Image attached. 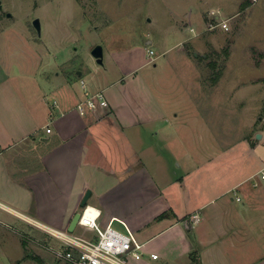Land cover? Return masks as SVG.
Wrapping results in <instances>:
<instances>
[{"label":"rangeland","instance_id":"374dc122","mask_svg":"<svg viewBox=\"0 0 264 264\" xmlns=\"http://www.w3.org/2000/svg\"><path fill=\"white\" fill-rule=\"evenodd\" d=\"M0 3V97L12 96L41 116V97L47 85L81 69L83 76L95 79L103 76L109 83L131 77L136 92L143 91L144 83L162 99L169 112L178 114L179 119L168 127V134L151 136V127H140L139 143L135 141L140 156L139 179L117 185L106 195V203L116 207L124 201L126 206L131 205L128 197L135 196L137 193L133 192L139 191L138 188L146 187L148 179L161 188L192 176H201L203 182L228 184L251 174L264 159V139L256 146V159H247L244 154V145L258 143L262 136L256 135L264 132V0H0ZM34 18L39 20L40 34L33 26ZM222 19L227 21V30L218 25ZM191 35L195 36L186 44L176 43ZM96 44L102 45V64L91 55ZM149 50L153 52L150 55ZM68 81L79 89L77 76ZM52 96L44 94V102L51 103ZM71 112L78 113L76 108ZM118 143L105 142L104 146L119 153L120 137ZM89 144L93 156L100 159L96 144L92 141ZM236 144L238 151L234 149ZM27 145L30 146L29 139L18 146L16 163L29 167L34 161L30 162L27 153H21ZM203 157L206 161L211 159L209 168L203 166ZM62 161L66 163L64 166L54 165L55 168L47 170L45 180L78 183L81 177L68 167V155ZM123 162L121 157L114 161L119 166ZM78 174L81 176V172ZM86 178L85 190L88 186L93 190L95 186L88 202L98 205L96 188L106 187L104 179L100 178L97 185L99 177L93 168ZM250 181H254L253 177ZM50 192L48 184H44L45 199ZM80 209L78 205L76 210ZM113 227L123 231L117 223ZM29 228L26 222L0 210V264L50 262V249L43 246V239L51 236ZM74 232L88 235L79 226ZM42 251L45 256L40 255Z\"/></svg>","mask_w":264,"mask_h":264},{"label":"crops","instance_id":"0c3cea01","mask_svg":"<svg viewBox=\"0 0 264 264\" xmlns=\"http://www.w3.org/2000/svg\"><path fill=\"white\" fill-rule=\"evenodd\" d=\"M189 29L193 31L191 26ZM194 36L176 43L184 45ZM182 54L186 55L184 50ZM72 71L74 74L66 73L61 81L47 85L41 97V116H36L30 107L12 96L0 97V204L10 209L12 214L0 210L20 222H26L31 226L29 229L40 232V235L47 232L43 227L29 223L27 218L39 225L67 231L85 191L90 189V197L93 195L95 186L93 190L89 186L85 190L88 185L86 177L93 168L99 177L96 184L103 177L106 187L96 188L100 204L87 203L100 210L101 225L113 220L112 224L123 227L118 220L124 221L136 239L143 243L142 259L131 261L132 264H192V257L198 260V264H264V183L250 181L264 165V159L251 174L223 185L221 181L203 182L201 176H192L182 177L178 182L161 188L148 179L150 183L143 188L144 191L140 188L139 191H131L137 193L128 197L131 205L126 206L124 201L116 207L110 205L105 202V197L118 188L117 185L139 179L140 156L135 141L137 139L139 143L140 127H151L149 134L158 137L168 134V127L174 126L179 116L169 112L162 105V99L157 98L144 83L143 91H134L131 77L109 83L106 78L102 79L103 76L95 79L83 76L81 69ZM74 75L79 80L83 79L90 91L103 90L108 108L83 116L71 112L83 98L81 86L77 89L68 81ZM46 93H52L51 103L44 102ZM46 127L50 128L49 132ZM114 134L117 140L112 138ZM260 135L258 143L244 145L247 159L257 158L256 146L264 139V132L261 131ZM119 137L120 151L114 153L105 142L119 145ZM26 139L30 140V146L22 148L21 153H27L30 162L34 161L29 167L16 163L18 146ZM90 141L96 144L100 159L93 156ZM123 141L125 145H122ZM126 146L128 148L124 150ZM236 146L234 149L238 151ZM57 152L60 155H55ZM67 155V165L81 177L80 181H46L44 175L47 170L64 166L66 163L62 158ZM120 157L124 160L121 166L114 163ZM55 158L57 164H54ZM202 160L203 166L209 168L211 159L206 161L203 157ZM44 184H48L51 190L47 199ZM140 200L145 202L141 204ZM143 206L145 208L141 209ZM196 213L199 219L195 222L192 215ZM23 234L30 237L26 232ZM47 237L43 239V246L50 249V262L44 260L43 264H61L54 253L63 248L61 242L52 236ZM153 254L156 258L152 257ZM40 255L45 256V253L42 251Z\"/></svg>","mask_w":264,"mask_h":264},{"label":"built area","instance_id":"2783aa9c","mask_svg":"<svg viewBox=\"0 0 264 264\" xmlns=\"http://www.w3.org/2000/svg\"><path fill=\"white\" fill-rule=\"evenodd\" d=\"M253 2L257 0H251ZM212 14L217 18L218 15ZM218 25L223 29H228V24L225 19L218 22ZM152 50L148 54H152ZM83 92V98L75 105L79 115L95 113L108 108V100L103 90L90 91L86 87V82L83 79L79 80ZM49 132L50 128L46 127ZM255 184L264 183V165L253 175ZM239 200L240 198L237 197ZM0 209L12 214V211L0 204ZM80 216L77 221V226L81 227L88 235L76 234L68 231H59L44 225H39L20 216L23 219L33 223L34 225L43 227L44 230L52 237L58 239L62 244V249L56 250V257L63 264H132L131 261H138L143 256V243H140L131 229L124 221H119L123 226V231L113 227L110 220L106 225L99 223L100 210L91 205L86 204L80 209ZM193 221H198V214L192 215ZM156 258V255H152Z\"/></svg>","mask_w":264,"mask_h":264},{"label":"water","instance_id":"95a60500","mask_svg":"<svg viewBox=\"0 0 264 264\" xmlns=\"http://www.w3.org/2000/svg\"><path fill=\"white\" fill-rule=\"evenodd\" d=\"M2 9V4L0 3V10ZM33 26L35 27L36 31L38 34H40V24H39V20L38 18H34L33 21ZM91 55L95 58L96 62L98 64H102L103 63V49H102V45L100 44H96L92 49H91ZM260 134H257L256 137L257 138H260ZM91 195V190L90 189H87L79 203V207H83L87 204L88 202V199ZM80 216V212L79 211H76L70 222H69V225L67 227V231L68 232H73L76 228V225H77V221H78V218Z\"/></svg>","mask_w":264,"mask_h":264},{"label":"trees","instance_id":"16d2710c","mask_svg":"<svg viewBox=\"0 0 264 264\" xmlns=\"http://www.w3.org/2000/svg\"><path fill=\"white\" fill-rule=\"evenodd\" d=\"M217 78L218 77L215 78V81H217ZM191 260H192V262H191L192 264H198V260L195 257H192Z\"/></svg>","mask_w":264,"mask_h":264}]
</instances>
